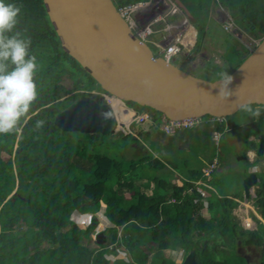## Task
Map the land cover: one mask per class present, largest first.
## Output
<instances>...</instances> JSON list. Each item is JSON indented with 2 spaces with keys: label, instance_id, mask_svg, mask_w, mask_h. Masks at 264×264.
<instances>
[{
  "label": "trees",
  "instance_id": "1",
  "mask_svg": "<svg viewBox=\"0 0 264 264\" xmlns=\"http://www.w3.org/2000/svg\"><path fill=\"white\" fill-rule=\"evenodd\" d=\"M113 1L124 6L144 0ZM215 1L250 36H264V0ZM17 3L21 6L17 30L30 38V52L37 59L38 96L17 129L0 134V264H181L168 250H182L184 255L193 250L196 264H250L241 253L244 247H253L259 253L257 264H264V223L256 219V228L242 227L233 214L238 196L222 195L213 187L220 171L203 174L220 145L211 132L223 131V121L213 118L215 126L208 127L206 120L213 116L204 115L198 118L204 128L167 135V145L153 138L163 134L154 124L141 130L144 125L138 121L137 134L115 129L108 134L61 130L54 116L80 95H90L100 87L63 50L44 1ZM193 5L196 48L205 35L208 5L205 0ZM240 50L231 39L224 58L232 69L247 55V47ZM125 104L149 109L155 119L164 117L134 102ZM40 120L43 125L36 127ZM185 137L193 140L194 147L204 148L195 154L196 165L187 166L189 161L182 154L187 147ZM180 139L183 145L177 144ZM250 142L246 149L255 146ZM3 154L11 157L9 161ZM247 174L246 170L244 177ZM176 179L182 185H176ZM197 180L208 185L209 218L201 212V195L194 189ZM255 197L254 205L264 220V176L257 183ZM101 204L111 226L96 232ZM82 213L92 216L84 229L73 219ZM92 232L105 237L103 243L95 240L98 248L82 244L89 243ZM117 249L125 251L127 260L109 262L106 254Z\"/></svg>",
  "mask_w": 264,
  "mask_h": 264
},
{
  "label": "water",
  "instance_id": "2",
  "mask_svg": "<svg viewBox=\"0 0 264 264\" xmlns=\"http://www.w3.org/2000/svg\"><path fill=\"white\" fill-rule=\"evenodd\" d=\"M43 1L63 50L105 92L119 100L150 107L170 119L226 117L238 111L241 103L264 104V37L230 73L231 90L221 95L219 79L211 81L193 76L153 54L133 36L111 0ZM54 123L64 131L108 134L116 127L115 111L109 103L100 102L97 95H82L61 109L54 116ZM263 150L264 140H261L257 154ZM257 181L253 171L244 177L245 198L250 197ZM96 241H105L102 232L97 233ZM181 264H196L193 250L187 252Z\"/></svg>",
  "mask_w": 264,
  "mask_h": 264
},
{
  "label": "rangeland",
  "instance_id": "3",
  "mask_svg": "<svg viewBox=\"0 0 264 264\" xmlns=\"http://www.w3.org/2000/svg\"><path fill=\"white\" fill-rule=\"evenodd\" d=\"M158 1L161 2L162 0ZM207 1L209 2V0ZM212 3L213 10L207 7V17L210 16V18L207 20L206 17V24L204 27L205 35L202 38L199 47L196 46V48H194L196 43L195 40H197L196 33H194V36L192 38V35H190L191 33L189 32V34L187 35H190V42L185 45H180V51L171 60V62L175 63L176 65H179L183 70L189 72L193 76L211 81L219 79L218 74L224 71L225 69L228 73L234 70L232 69V66L230 67L225 62L224 58V53L231 39L234 41L236 48L241 49L240 51H242L244 47H247V55L257 46L260 40L258 38H253L246 31L239 28L233 18L228 13V11L226 10V8H224L220 3L216 1L214 2V0H212ZM163 4L166 6L165 8L161 7V5L157 4V2L153 4L152 2L148 1V3L145 4L144 7L140 8L137 12L135 16V23H140L143 28L150 26V28L153 29L155 27V24L161 22L164 23L169 15L179 14L182 17L184 16V22H186V26L190 24L189 19L185 16L186 14L179 6H177V4L173 0H163ZM163 31H165V33L158 32L157 34V37L161 38V41L158 42L160 46L156 47L151 42H148V45L151 47L154 54L160 53L163 46H165L167 42L174 38V34L176 33V29L169 28L168 24H166ZM228 34L232 35L233 38L230 37V35ZM153 37H151V39L154 41ZM247 55L245 54L243 56L242 54V58L244 59ZM229 56L230 55H227V58ZM92 92L104 93L98 87H96L95 90ZM123 105V109H119L115 113V115H117V124L115 127L116 131L132 130L135 134H137L136 131L138 129L135 121L143 123L144 126H142L141 130H147V124H154V126H156L160 131H162L163 134L158 135L156 137L154 136L153 138H157L159 142L161 141L165 145L169 144L167 142V138L164 136L165 134L174 136V134L181 133L182 131L186 130V128H204L200 127L202 125V122L198 121L197 118L171 120L166 117L162 118L163 116L158 115L157 119H155V116L149 109L143 107H135L134 109L129 107V105L125 103H123ZM250 106L253 109H260V115L258 117H254L250 113L244 112L239 109L231 116L212 117L209 119H207V117H203V120L205 121L207 119L206 124L208 125V127L210 126L212 128L215 126L213 118H217L218 121H223V131L214 130L211 132V136L215 144H220L219 149L217 151L218 154L216 153V158L215 160H213L214 166L212 167V169H216L220 172L217 173V175L215 176L213 187L218 190L222 195L229 196L235 194L236 196H238V205L233 209V214L236 215L242 227L254 229L256 228V219L264 223V220L261 219V215L257 210V206L254 205V201L256 200L255 190L257 186H253L251 188L250 197L245 198L243 189V179L246 170L256 172V175L259 177V179L264 176V152L260 155L256 153L258 139H264V119L262 118V115L264 114V104H250ZM189 119H192L194 122H196L193 123L191 126L182 125L180 129L176 128V132L174 133L167 134L164 131V125L169 128H173V122L171 121L181 122ZM187 134L188 131L185 132L186 136ZM185 138L186 139L184 141V144L187 145V147L183 149L182 154L189 161L187 166L196 165L197 163L195 159V154L203 153L204 148L202 146L194 147L193 140L190 139V137ZM250 141H253V144H255V146L246 149L245 144H251ZM177 144L183 145V142H177ZM190 147H193V149H190ZM10 158L11 157H9L8 155L3 154V159L5 161H9ZM211 163L212 162L207 163V165L203 168L209 170L208 165ZM174 181L176 182V185H182L181 180L176 179ZM194 189L198 191L201 195L199 199L203 202L204 205V207L201 209L203 216L209 218V214L206 210L207 197L209 196V191L207 187L198 185V187H195ZM126 195L128 196V193ZM196 200L197 199H194V201ZM103 211L104 204H101L100 209L96 212V216L98 219V224L94 229L96 232L101 231L105 227L111 226L106 217L103 215ZM82 214H75L74 217H72L73 219H76V223L85 225L84 227H79L81 229H84L85 227H87V225L90 224L92 219L90 220V217H88V215ZM96 235L97 234L95 232H92L89 243L82 241V244L85 243L90 248H98L97 243L95 242ZM166 253L174 257L177 263L182 262L185 257L184 252L182 250H168ZM241 253L248 258L250 264L258 263L259 253L254 248L250 250L242 249ZM106 255L108 257L109 262L120 259L127 260L125 251H122L120 249H117L116 253H109ZM147 264L150 263L148 262Z\"/></svg>",
  "mask_w": 264,
  "mask_h": 264
},
{
  "label": "clouds",
  "instance_id": "4",
  "mask_svg": "<svg viewBox=\"0 0 264 264\" xmlns=\"http://www.w3.org/2000/svg\"><path fill=\"white\" fill-rule=\"evenodd\" d=\"M20 14L21 6L17 0H0V134L15 131L21 118L29 112L38 96L34 79L38 70L37 59L30 52V38L23 36L17 30ZM179 32L182 35V42H185V34ZM218 75L219 94L224 95L226 90H231L229 85L233 81V76L226 69ZM145 84L151 86L148 81H145ZM112 99L118 98L104 92L100 102L112 106ZM125 102L129 101L123 103ZM239 108L254 117L260 115V109H253L250 102L241 103ZM101 115L107 118L106 113ZM43 123V120L37 121L36 127L42 126ZM254 186H257V183ZM82 215H90V220L92 218L90 213Z\"/></svg>",
  "mask_w": 264,
  "mask_h": 264
},
{
  "label": "bare ground",
  "instance_id": "5",
  "mask_svg": "<svg viewBox=\"0 0 264 264\" xmlns=\"http://www.w3.org/2000/svg\"><path fill=\"white\" fill-rule=\"evenodd\" d=\"M112 1V3L114 4V6H115V8H116V11L118 12V14L120 15V17L126 22V24H127V26H128V28L130 29V31H131V33L133 34V36H135L140 42H142V43H145L150 49H151V47L148 45V42H151L153 45H155L156 47L157 46H160L158 43H155L152 39H151V37H152V35H155L156 33H157V31L155 30V27L152 29V28H150V26L148 27H146V28H143V26H141V24L140 23H138V24H136L135 23V19H136V14H137V12L139 11V9L140 8H142V7H144L145 6V3L144 2H136V3H132V4H128V5H124V6H116V4L114 3V1L113 0H111ZM45 4V3H44ZM125 9H127V12H125ZM135 11V12H134ZM151 12V11H150ZM187 12V11H186ZM49 16V15H48ZM50 19V18H49ZM138 25H140V26H138ZM141 31L143 34H139L138 33V31ZM189 34V33H188ZM196 34H197V32H196ZM190 35H192V38H193V36H194V32L192 31L191 32V34ZM190 35H187L186 34V37H185V42H179V41H176L174 38H172L169 42H167L166 43V45L165 46H163V48H162V50H161V52L160 53H158V54H155L156 56H160V57H162L165 61H167V62H171V60H172V58L175 56V55H177V53L180 51V49H181V46L180 45H185L186 43L188 44V39L190 38ZM264 37V36H263ZM262 37V38H263ZM262 38L259 40V42L262 40ZM161 41V40H160ZM171 47V51H168L169 50V48ZM174 50V51H173ZM151 51H152V49H151ZM153 52V51H152ZM252 52V51H251ZM250 52V53H251ZM249 53V54H250ZM154 54V53H153ZM248 54V55H249ZM247 55V56H248ZM246 56V57H247ZM245 57V58H246ZM244 58V59H245ZM243 59V60H244ZM242 60V61H243ZM173 63V62H172ZM174 65H176L175 63H173ZM240 65V64H239ZM238 65V66H239ZM176 66H178L179 68H181L179 65H176ZM237 66V67H238ZM236 67V68H237ZM235 68V69H236ZM182 69V68H181ZM183 70V69H182ZM185 71V70H184ZM187 72V71H186ZM232 72V71H231ZM230 72V73H231ZM189 73V72H188ZM229 73V74H230ZM98 84V83H97ZM99 85V84H98ZM99 87H100V89L103 91V92H105L102 88H101V86L99 85ZM83 95H85V96H92V95H97L98 96V98H99V101H100V97L103 95V93H97V92H94V93H92V94H90V95H87V94H83ZM80 96H82V95H80ZM79 96V97H80ZM78 97V98H79ZM117 100V99H116ZM123 102L124 101H122V100H117V102H114V103H112V106L114 107V110H115V112L117 111V110H119V109H123V107H124V105H123ZM141 106V105H140ZM145 107H147V106H145ZM126 108V107H125ZM148 108H150V107H148ZM152 109V108H151ZM154 110V109H153ZM157 111V110H156ZM159 112V111H158ZM163 114V113H162ZM164 115V114H163ZM233 115V114H232ZM164 117H166L165 115H164ZM163 117V118H164ZM200 117H202V116H190V117H184V118H197V120H198V118H200ZM214 117V116H213ZM166 118H168V117H166ZM184 118H180V119H171V120H181V119H184ZM168 119H170V118H168ZM199 121V120H198ZM53 122H54V120H53ZM115 122H116V124H117V115H115ZM170 122V121H169ZM168 122V123H169ZM171 122H176V121H171ZM168 123H164V124H168ZM55 124V123H54ZM163 124V125H164ZM56 125V124H55ZM165 127H167L166 125H164L163 126V128H165ZM172 127H173V125H172ZM182 126H180V127H176L177 129H180ZM176 128H170V130L172 131V133H174V132H176L175 131V129ZM187 129V128H186ZM261 140H264L263 138L261 139ZM260 140V141H261ZM259 141V142H260ZM264 151V150H263ZM263 153V152H262Z\"/></svg>",
  "mask_w": 264,
  "mask_h": 264
},
{
  "label": "crops",
  "instance_id": "6",
  "mask_svg": "<svg viewBox=\"0 0 264 264\" xmlns=\"http://www.w3.org/2000/svg\"><path fill=\"white\" fill-rule=\"evenodd\" d=\"M148 1L152 2L153 4H155V2H157V4L161 5V7L165 8L166 6L163 4V0L161 2H159L158 0H144V1H139V2H144L145 4L148 3ZM177 6H179L183 12L186 14L185 16L189 19L190 24H188L187 26L185 25L186 22H184V16L182 17L179 14L176 15H169L166 19V21L163 23H157L155 24V30L157 31V33L155 35H152V37L154 38V42L158 43L160 42L161 38H158L157 34L159 33H165V31H163V29L165 28L166 24H168V27L171 29H176L177 31H182L183 34H188L189 32L191 33L192 31L194 33L197 32L196 30V26L194 24V3L197 2V0H173ZM206 2H208L207 0H205ZM211 1V4H210ZM208 7L213 10V3L212 0H209V2L207 3ZM187 11V12H186ZM210 18V16L207 17V20ZM215 20V19H214ZM208 22V21H207ZM197 36V34H196ZM196 41V40H195ZM190 42V40L188 41V43ZM187 44V43H186ZM165 137H167V135H164ZM167 141V140H166ZM183 141L182 139H180V142ZM161 142V141H160ZM162 143V142H161Z\"/></svg>",
  "mask_w": 264,
  "mask_h": 264
},
{
  "label": "built area",
  "instance_id": "7",
  "mask_svg": "<svg viewBox=\"0 0 264 264\" xmlns=\"http://www.w3.org/2000/svg\"><path fill=\"white\" fill-rule=\"evenodd\" d=\"M125 12H127V9H125ZM138 33L139 34H143L140 30L138 31ZM174 39L176 40V41H179V42H182V35H180V32L179 31H177L175 34H174ZM168 51H171V47L169 48V50ZM174 51V50H173ZM196 122V121H195ZM192 119H189V120H186V121H176V122H173L172 123V125H173V127L174 128H176V127H180V126H184V125H189V126H191L193 123H195ZM164 131L167 133V134H170V133H172V131L170 130V128L169 127H165L164 128ZM209 167V170H206V168H203V174L205 175V176H208L209 175V172H210V170L212 169V167L214 166V162L212 161V163L211 164H209L208 165ZM195 186H197L198 187V185H204V186H208V185H206V184H204L203 183V181H201V180H197V181H195ZM88 217H90V215H88ZM77 225L79 226V227H84L85 225H83V224H80V223H77Z\"/></svg>",
  "mask_w": 264,
  "mask_h": 264
},
{
  "label": "flooded vegetation",
  "instance_id": "8",
  "mask_svg": "<svg viewBox=\"0 0 264 264\" xmlns=\"http://www.w3.org/2000/svg\"><path fill=\"white\" fill-rule=\"evenodd\" d=\"M114 102H117V100L116 99H112V103H114ZM261 139H258V144H259V141H260ZM258 144H257V147H256V153H257V148H258ZM264 152V151H263ZM247 161H249V160H247ZM219 164V163H218ZM250 171L251 170H249V173H250ZM255 174H256V172H254ZM248 175V174H247ZM257 176V175H256ZM257 179H258V181L257 182H259L260 181V179H259V177L257 176Z\"/></svg>",
  "mask_w": 264,
  "mask_h": 264
}]
</instances>
